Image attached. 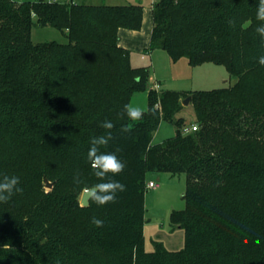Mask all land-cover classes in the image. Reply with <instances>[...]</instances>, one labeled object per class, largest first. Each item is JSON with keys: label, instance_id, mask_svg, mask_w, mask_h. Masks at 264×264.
I'll return each instance as SVG.
<instances>
[{"label": "trees", "instance_id": "trees-1", "mask_svg": "<svg viewBox=\"0 0 264 264\" xmlns=\"http://www.w3.org/2000/svg\"><path fill=\"white\" fill-rule=\"evenodd\" d=\"M256 6L153 3L147 50L164 49L190 65L209 60L235 78L224 88L182 92L198 126L185 133L178 91L149 90L148 109L133 124L119 116L131 94L145 90L149 72L132 67L118 44L120 28L143 25L141 4L0 0V174L20 177L24 190L0 204V264H264V45L255 32ZM33 24L66 29L67 42L33 43ZM69 103L77 106L69 110ZM105 120L114 123L115 139L101 150L121 149L126 167L114 179L127 191L101 206L105 223L97 228L76 193L101 182L87 152ZM163 121L175 133L151 144ZM125 126L130 131L122 133ZM152 172L185 175L184 208L170 214L185 229L180 250L160 243L144 249ZM45 180L53 182L48 191Z\"/></svg>", "mask_w": 264, "mask_h": 264}, {"label": "rangeland", "instance_id": "rangeland-1", "mask_svg": "<svg viewBox=\"0 0 264 264\" xmlns=\"http://www.w3.org/2000/svg\"><path fill=\"white\" fill-rule=\"evenodd\" d=\"M55 1V0H54ZM81 3L82 0H74ZM92 2L86 0L85 2ZM94 1V0H93ZM104 1V2H103ZM98 0L99 3L114 4H132L139 3L143 6H151L155 0ZM65 33L67 30L65 29ZM64 32L51 26H38L33 24L30 32V39L33 43L39 44L48 41H57L66 43L67 38ZM119 36V35H118ZM119 44V43H118ZM126 49V48H125ZM128 50V49H127ZM129 55L130 51L128 50ZM143 53L132 58L129 62L132 67H147L148 74L143 77L145 90L133 92L128 100V104L139 107L143 112L148 109V92L149 90L160 93L162 90H174L181 92L179 102L181 104L180 111L176 116H182L186 125H191L195 121L194 112L190 104H182V100L186 98L187 93L193 90H210L220 87L232 85L235 78L228 73L224 65L215 64L206 61L197 65H190L186 57L172 59L164 49H152L149 53L147 49L142 50ZM147 52V53H146ZM27 68V67H26ZM23 69V75L26 74ZM156 84V86H154ZM75 104H67L69 110H73ZM160 111V108L155 105ZM134 123L137 120H129ZM175 126L168 121H163L157 131L153 132L151 144L162 142L164 139L173 136ZM148 179L155 181V188H147L144 196V223L143 237L144 249L153 251L156 243L162 244L168 251H177L183 248L184 230L175 225L170 220V214L173 210L184 208L185 201L182 197L186 187V178L183 173L171 174L168 172H152L148 174ZM52 182L51 180H48ZM45 191L51 188L45 187ZM82 187L76 193L78 204H80V193ZM92 216L100 219L101 206H97L94 202L88 203Z\"/></svg>", "mask_w": 264, "mask_h": 264}, {"label": "clouds", "instance_id": "clouds-1", "mask_svg": "<svg viewBox=\"0 0 264 264\" xmlns=\"http://www.w3.org/2000/svg\"><path fill=\"white\" fill-rule=\"evenodd\" d=\"M255 18L259 21L255 32L260 37L262 45H264V0H257ZM258 63L264 66V55L258 58ZM119 116L121 119L127 117L129 120L135 121L142 119L144 112L139 107L125 104ZM100 127L105 130L104 134L90 138L87 161L90 163L93 175L101 182L96 183L92 187L83 188L80 196L83 197L87 194L90 202H94L97 206H106L115 204L118 193L127 191V186L124 183L114 179V177L120 175L125 170L126 164L117 154L121 151L119 147H116L114 151L101 150L108 147L115 139L112 132V129L115 127L114 123L110 120H105L101 122ZM129 131L130 129L126 126L121 128L122 133ZM73 180L77 185L83 183L78 171L74 175ZM20 184V177L0 174V204L8 203L13 196L22 194L24 190ZM91 223L97 228H101L104 226L105 221L93 216ZM254 242L259 244V239ZM57 264H59V261Z\"/></svg>", "mask_w": 264, "mask_h": 264}, {"label": "crops", "instance_id": "crops-1", "mask_svg": "<svg viewBox=\"0 0 264 264\" xmlns=\"http://www.w3.org/2000/svg\"><path fill=\"white\" fill-rule=\"evenodd\" d=\"M62 1H71L74 3H77V1L74 0H62ZM86 0H82L81 3L86 4H114V3H99L98 0H92V2ZM157 1V0H155ZM153 1V3H155ZM104 2V1H103ZM105 2H111L110 0H106ZM143 16H142V24L139 30H132V29H124L120 28L118 30L119 35V45L123 48H126L130 51V60L132 58L137 57L139 54L143 53L142 50L147 49V46L149 44V37L152 27V7L151 6H143ZM149 53L150 51L147 50ZM146 52V53H147Z\"/></svg>", "mask_w": 264, "mask_h": 264}, {"label": "water", "instance_id": "water-1", "mask_svg": "<svg viewBox=\"0 0 264 264\" xmlns=\"http://www.w3.org/2000/svg\"><path fill=\"white\" fill-rule=\"evenodd\" d=\"M189 99H190V96H186V98H184V99L182 100V104H183V105H187ZM52 185H53V182H50V181H48V180H45V187H47V188H51ZM88 203H89V200H88V196H87V194H85L83 197L80 196V205H82V206H87Z\"/></svg>", "mask_w": 264, "mask_h": 264}, {"label": "built area", "instance_id": "built-area-1", "mask_svg": "<svg viewBox=\"0 0 264 264\" xmlns=\"http://www.w3.org/2000/svg\"><path fill=\"white\" fill-rule=\"evenodd\" d=\"M154 86H156V84L154 85ZM198 128V126L196 125V124H191V125H188V126H185L184 128H183V132H185V133H187V132H190L191 133V131H194V130H196ZM157 186V183H155V181H152V180H149L148 182H147V188L149 187V188H155Z\"/></svg>", "mask_w": 264, "mask_h": 264}]
</instances>
